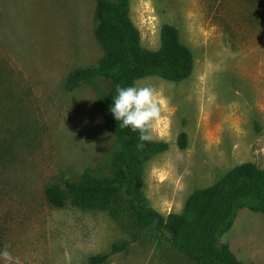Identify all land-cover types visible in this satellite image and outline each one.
Returning a JSON list of instances; mask_svg holds the SVG:
<instances>
[{
	"label": "rangeland",
	"instance_id": "obj_1",
	"mask_svg": "<svg viewBox=\"0 0 264 264\" xmlns=\"http://www.w3.org/2000/svg\"><path fill=\"white\" fill-rule=\"evenodd\" d=\"M95 3L0 0V250L8 246L20 264H86L128 242L107 264H197L166 236L139 227L122 197L113 202L115 216L55 208L44 198L45 188L86 171L111 173L117 145L97 102L110 81L64 89L72 71L102 57ZM129 18L143 48L157 50L160 28L169 24L193 56L192 73L181 82L136 81L167 101L152 140L167 150L143 165L148 206L164 217L179 214L194 191L235 166L264 170V3L129 0ZM218 245L243 264H264V214L237 210Z\"/></svg>",
	"mask_w": 264,
	"mask_h": 264
},
{
	"label": "trees",
	"instance_id": "obj_2",
	"mask_svg": "<svg viewBox=\"0 0 264 264\" xmlns=\"http://www.w3.org/2000/svg\"><path fill=\"white\" fill-rule=\"evenodd\" d=\"M264 3V0H258ZM94 38L102 57L93 67L76 69L66 78L64 89L72 92L83 84L93 85L97 77L110 81L108 92L98 97V108L107 130L115 137L116 151L111 159L109 176L96 177L84 172L75 182L62 180L44 190L46 202L62 208L67 204L88 211L112 209L115 198L122 197L143 230L166 236L183 256L197 264H243L218 238L232 226L237 210L248 209L264 214V170L244 163L229 170L216 184L194 191L179 214L166 217L152 210L142 193L144 163L167 150L162 141L146 143L137 149L138 134L120 129L109 111L116 85L132 86L137 80L158 77L181 82L193 70V56L182 45L175 27L163 24L160 46L151 51L143 48L137 28L129 18V0H96ZM128 242L113 245L105 254L92 256L86 264H107L108 259L123 252Z\"/></svg>",
	"mask_w": 264,
	"mask_h": 264
},
{
	"label": "clouds",
	"instance_id": "obj_3",
	"mask_svg": "<svg viewBox=\"0 0 264 264\" xmlns=\"http://www.w3.org/2000/svg\"><path fill=\"white\" fill-rule=\"evenodd\" d=\"M115 96L109 111L118 122L120 129H128L138 134L137 149L143 150L146 143L154 138L157 125L163 119L167 101L161 92L152 86H141L135 82L132 86L116 85ZM2 264H20L19 257L13 256L8 246L0 250Z\"/></svg>",
	"mask_w": 264,
	"mask_h": 264
}]
</instances>
